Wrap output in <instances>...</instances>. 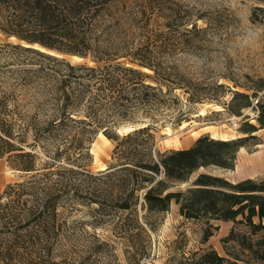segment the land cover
I'll return each mask as SVG.
<instances>
[{
	"label": "rangeland",
	"instance_id": "rangeland-1",
	"mask_svg": "<svg viewBox=\"0 0 264 264\" xmlns=\"http://www.w3.org/2000/svg\"><path fill=\"white\" fill-rule=\"evenodd\" d=\"M259 7L264 8V1L104 3L94 33L97 39L101 35L106 55L162 83L159 102L151 105L149 114L141 111L138 117L143 121L120 123L115 128L118 135L153 123L156 147L165 152L188 148L203 135L246 136L241 128L247 122L259 127L258 105L264 103V11ZM0 41L21 42L73 64H94L93 52L86 56L63 53L1 31ZM147 81L158 85L153 78ZM254 134L257 138L249 139L245 148L264 150V128ZM94 145L102 152L92 151ZM114 147L102 131L95 136L90 145L92 161L86 166L94 175L72 173L81 180L74 178L75 186H68V193L61 197L57 218H42L41 224L35 220L39 214L26 225L27 219L20 214L26 198L5 192L9 184L26 181L30 174L13 169L6 157L0 158V264H187L196 251L210 247L226 257L238 256L245 264H264L257 244L264 230L253 233L245 222L187 218L175 201L163 212H149L141 204L116 209L105 194L109 179L99 178L101 171L115 163ZM224 169L202 166L173 189L185 191L201 173L223 176ZM254 221L260 222L257 217ZM210 224L214 234L204 242Z\"/></svg>",
	"mask_w": 264,
	"mask_h": 264
},
{
	"label": "trees",
	"instance_id": "trees-1",
	"mask_svg": "<svg viewBox=\"0 0 264 264\" xmlns=\"http://www.w3.org/2000/svg\"><path fill=\"white\" fill-rule=\"evenodd\" d=\"M108 1L0 0V31L5 35L63 53H95L94 64H73L21 42L0 41V158L30 174L26 181L9 184L5 190L26 198L20 211L25 224L39 214L38 224L42 218H57L61 197L74 178L81 180L72 173L94 175L86 166L92 161L90 145L102 131L115 143V163L101 171L99 178L109 179L105 194L116 209L141 204L149 212H163L175 201L187 218H206L209 223L212 219L241 221L253 233L264 230V176L233 182L201 173L185 191L173 189L202 166L234 169L239 150L264 128V103L258 105L260 126L247 122L241 128L246 136L203 135L188 148L162 152L156 147L153 123L118 135L115 128L120 123L143 121L138 117L141 111L149 114L151 105L159 102L162 83L102 49L101 35L97 39L94 31L101 6ZM254 18H259L257 13ZM148 77L158 85L149 83ZM240 215L243 218L238 220ZM213 227L210 224L206 230L204 242L214 234ZM233 234L232 230L228 238ZM257 244L264 260V236ZM187 264L245 263L210 247L196 251Z\"/></svg>",
	"mask_w": 264,
	"mask_h": 264
},
{
	"label": "crops",
	"instance_id": "crops-1",
	"mask_svg": "<svg viewBox=\"0 0 264 264\" xmlns=\"http://www.w3.org/2000/svg\"><path fill=\"white\" fill-rule=\"evenodd\" d=\"M258 148L254 152H249L245 147H242L238 152L235 168L224 169V172L221 174L233 182L245 178L264 176V150ZM228 172L234 174H238L237 172H239L240 175H229Z\"/></svg>",
	"mask_w": 264,
	"mask_h": 264
},
{
	"label": "bare ground",
	"instance_id": "bare-ground-1",
	"mask_svg": "<svg viewBox=\"0 0 264 264\" xmlns=\"http://www.w3.org/2000/svg\"><path fill=\"white\" fill-rule=\"evenodd\" d=\"M95 147H96V148H95ZM92 151H96V152H98V153H99V152H102V150H101L100 148H97V146H95V145L92 147Z\"/></svg>",
	"mask_w": 264,
	"mask_h": 264
}]
</instances>
